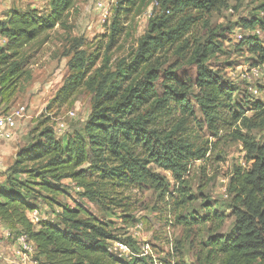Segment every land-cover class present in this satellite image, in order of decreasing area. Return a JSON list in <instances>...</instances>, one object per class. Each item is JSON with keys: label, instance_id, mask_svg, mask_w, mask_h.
Returning <instances> with one entry per match:
<instances>
[{"label": "rangeland", "instance_id": "rangeland-1", "mask_svg": "<svg viewBox=\"0 0 264 264\" xmlns=\"http://www.w3.org/2000/svg\"><path fill=\"white\" fill-rule=\"evenodd\" d=\"M163 1L77 0L60 26L23 50L20 77L11 80L9 88L0 86V115L26 107L15 140L0 143V189L22 194L37 210L39 221L53 220L62 225L63 209L86 210L111 233L114 241L109 242V247L114 242L129 245L130 254L122 258L129 264H213L215 255L209 240L225 237L235 223L232 179L237 172L251 171L255 162L253 145L264 140V72L260 77L254 75L257 58L244 43L252 36L264 43V25H250L251 21L264 24V12L258 10L264 0H220L210 14L192 9L188 11L193 18L192 29L178 44L161 51L163 69L154 84L159 96L163 95L164 71L173 67L175 78L188 87L195 111L187 119L174 111L167 127L174 138L193 148L195 155L187 156L186 171L174 176L154 163L147 166L152 173L166 178L163 188L144 181L109 182L102 187L101 196L92 201L70 180L57 184L43 179L45 163L14 166L17 153L37 143L46 126L56 129L58 123L66 124V131L57 133L62 145L76 135H85V123L98 101V87L105 83L106 91L111 85L122 86L120 74L133 60L151 21L163 19L175 24L180 19ZM13 2L14 9L22 11H50L47 0ZM98 3L106 4L107 9H99ZM115 20L118 33L113 40ZM210 38L221 50L208 66L235 88L234 111H244L238 122L229 121L216 130L207 126L195 99L198 89L194 49ZM5 45L0 38V47ZM146 71L145 68L136 82ZM73 83H77L75 91L63 102L60 91L71 88ZM130 85L126 82L124 88ZM256 89L258 94L254 95ZM256 101L262 104L261 109L255 108ZM154 107L152 103L141 115L147 118ZM71 113L75 117L70 118ZM43 182L54 185L57 191L46 193L40 186ZM222 204L223 208H217ZM196 217L206 218V223L196 222ZM15 234L13 226L0 221V264H43L35 252L26 261L17 256Z\"/></svg>", "mask_w": 264, "mask_h": 264}, {"label": "trees", "instance_id": "trees-1", "mask_svg": "<svg viewBox=\"0 0 264 264\" xmlns=\"http://www.w3.org/2000/svg\"><path fill=\"white\" fill-rule=\"evenodd\" d=\"M76 1L51 0L48 14L13 9L5 15L0 22V38L6 44L0 47L1 87L9 88L11 80L20 77L19 58L23 50L60 26ZM163 3L164 6L170 5L180 19L175 24L163 19L151 21L149 32L133 60L120 74L122 86L111 85L106 91L105 83L98 87V101L85 123V135H76L74 140L62 145L55 128L46 126L37 143L17 153L15 168L45 163L43 179L57 184L70 180L84 197L92 201L101 196L102 187L109 182L144 181L163 188L166 178L149 171L147 166L150 163L174 176L186 171L187 156L193 158L195 155L193 148L174 138V133L167 127L174 111H180L187 119L195 115L194 106L189 100L188 87L175 78L173 67L164 71L163 95L159 96L154 84L163 69L160 53L178 44L192 29L193 18L188 11L193 9L210 14L220 0H164ZM258 10L264 12V4ZM250 25L263 28L264 24L251 21ZM117 33L115 20L113 40ZM244 43L248 45V52L257 58L255 66L264 64V43L256 36ZM220 50V45L210 38L199 42L193 55L197 67L196 103L212 130L229 121L238 122L244 115L243 109L234 111L235 88L208 66L210 59ZM145 68L147 73L136 82ZM126 82H131L128 88H124ZM71 86L60 91L63 102L70 98L77 83ZM152 103H155L154 111L147 118L143 117L144 108ZM254 104L255 108H262L259 101ZM253 151L255 162L251 171L237 172L230 185L235 201L232 204L233 230L223 238L209 240L208 246L215 255L213 264H264V140L254 144ZM51 159L57 160L50 162ZM85 165H89L88 169L84 168ZM40 186L49 194L57 191L54 185L46 182ZM221 207L223 204L217 208ZM36 211L22 194L0 189V221L13 226L17 232L16 240L26 235L43 264H129L110 253L108 244L114 241L111 233L86 210L63 209L62 225L53 220L34 223L30 214ZM82 215L84 219H81ZM194 220L206 223V218L196 217Z\"/></svg>", "mask_w": 264, "mask_h": 264}, {"label": "built area", "instance_id": "built-area-1", "mask_svg": "<svg viewBox=\"0 0 264 264\" xmlns=\"http://www.w3.org/2000/svg\"><path fill=\"white\" fill-rule=\"evenodd\" d=\"M51 1V0H47ZM113 1V0H110ZM98 8L106 10V4L104 3H98ZM107 12V11H105ZM254 75L257 77H260L262 73L264 72V64L257 66L253 70ZM254 95L258 94V90H253ZM26 114V107H21L17 109L16 111L8 114V115H0V143H5V142H11L15 140L17 137V132L19 129V122L25 117ZM70 118L75 117L74 113H71ZM56 134L57 133H63L66 131V124L65 123H58L57 127L55 129ZM30 219L36 223L39 222L40 217L38 212H34L30 214ZM11 236V234H9ZM17 244H18V249H17V256L23 260H27V256L31 255L34 253V245L29 241L26 235H21L17 238ZM109 251L112 255L122 259L123 257H126L130 254V248L126 243L123 242H114L112 246L109 247Z\"/></svg>", "mask_w": 264, "mask_h": 264}, {"label": "crops", "instance_id": "crops-1", "mask_svg": "<svg viewBox=\"0 0 264 264\" xmlns=\"http://www.w3.org/2000/svg\"><path fill=\"white\" fill-rule=\"evenodd\" d=\"M14 6L13 0H0V19L4 18L10 10L14 9Z\"/></svg>", "mask_w": 264, "mask_h": 264}]
</instances>
